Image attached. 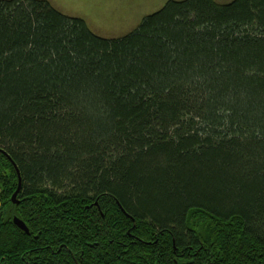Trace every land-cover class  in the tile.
<instances>
[{
    "label": "trees",
    "instance_id": "trees-1",
    "mask_svg": "<svg viewBox=\"0 0 264 264\" xmlns=\"http://www.w3.org/2000/svg\"><path fill=\"white\" fill-rule=\"evenodd\" d=\"M0 264H264V0H0Z\"/></svg>",
    "mask_w": 264,
    "mask_h": 264
},
{
    "label": "rangeland",
    "instance_id": "rangeland-1",
    "mask_svg": "<svg viewBox=\"0 0 264 264\" xmlns=\"http://www.w3.org/2000/svg\"><path fill=\"white\" fill-rule=\"evenodd\" d=\"M66 16L84 20L102 38L123 37L170 1L183 0H43ZM228 4L233 0H216ZM100 210V209H99ZM100 214L103 215L102 210Z\"/></svg>",
    "mask_w": 264,
    "mask_h": 264
},
{
    "label": "water",
    "instance_id": "water-1",
    "mask_svg": "<svg viewBox=\"0 0 264 264\" xmlns=\"http://www.w3.org/2000/svg\"><path fill=\"white\" fill-rule=\"evenodd\" d=\"M9 158V157H8ZM10 159V158H9ZM10 161H12L11 159H10ZM12 164H13V166H14V168H15V170H16V172H17V175H18V189H17V191L14 193V195H13V197H12V201L14 202V203H18V201H17V196H18V194H19V192H20V190H21V186H22V179H21V176H20V172H19V170H18V168H17V166L15 165V163L12 161ZM118 206H119V208L122 210V212L123 213H125L126 214V212L123 210V208H122V206L118 203ZM127 215V214H126ZM128 216V215H127ZM15 225L20 229V230H22L23 232H25L26 234H29V229L27 228V226H26V224H24L22 221H20L19 219H15Z\"/></svg>",
    "mask_w": 264,
    "mask_h": 264
},
{
    "label": "flooded vegetation",
    "instance_id": "flooded-vegetation-1",
    "mask_svg": "<svg viewBox=\"0 0 264 264\" xmlns=\"http://www.w3.org/2000/svg\"><path fill=\"white\" fill-rule=\"evenodd\" d=\"M14 195V194H13ZM13 195H12V197H13ZM17 199H18V196H17ZM18 201V203H14L13 201H12V198H11V202H12V204H14V205H19L20 204V201L19 200H17ZM93 206H95V207H98V204L96 203L95 205H93ZM19 219L20 221H22L20 218H18L17 216H14L13 217V224L15 225V219ZM24 224H25V222L24 221H22ZM15 227H17L16 225H15ZM18 228V227H17ZM19 229V228H18ZM20 230V229H19ZM20 231H22V230H20ZM23 232V231H22ZM25 233V232H24ZM29 235H30V232H29ZM43 249H46V248H43ZM60 251V250H59ZM58 251V252H59ZM75 261V260H74Z\"/></svg>",
    "mask_w": 264,
    "mask_h": 264
}]
</instances>
